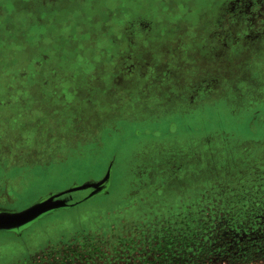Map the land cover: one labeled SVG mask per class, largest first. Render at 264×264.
<instances>
[{
  "label": "rangeland",
  "instance_id": "rangeland-1",
  "mask_svg": "<svg viewBox=\"0 0 264 264\" xmlns=\"http://www.w3.org/2000/svg\"><path fill=\"white\" fill-rule=\"evenodd\" d=\"M263 27L264 0H0V208L90 184L0 264H264L207 248L264 240Z\"/></svg>",
  "mask_w": 264,
  "mask_h": 264
},
{
  "label": "trees",
  "instance_id": "trees-1",
  "mask_svg": "<svg viewBox=\"0 0 264 264\" xmlns=\"http://www.w3.org/2000/svg\"><path fill=\"white\" fill-rule=\"evenodd\" d=\"M58 198L59 197H57V199ZM258 231H256V233H258ZM236 233H240L239 230H236ZM261 233H264V230H262ZM210 235L211 237L207 242L208 243L207 248L209 249L211 256L213 255L215 257L216 255L220 254V256L227 257V255H229L227 257L229 260H233V261L237 260V261H242V262L264 258V240L263 239L259 243L258 245L259 247H257V245H254V244H253L254 246H247V244H245L246 240H244L245 242L240 243L243 249L238 248L240 246L236 244V246H233L235 249L234 251L231 248L232 245H234V242H231V239L237 240V237L234 238L235 235L233 234V232H230L227 229H224V230L214 229V230H211ZM203 253H205V251Z\"/></svg>",
  "mask_w": 264,
  "mask_h": 264
},
{
  "label": "water",
  "instance_id": "water-1",
  "mask_svg": "<svg viewBox=\"0 0 264 264\" xmlns=\"http://www.w3.org/2000/svg\"><path fill=\"white\" fill-rule=\"evenodd\" d=\"M92 185H95V183L91 184V186ZM88 186H90V184L69 189L67 192L60 193L58 195L49 196V199H46L45 202L37 203L30 209L23 212L16 213L6 209H0V230H11L28 224L48 212L64 206L65 201L56 200L57 197H61L62 194L71 193L72 191L83 190Z\"/></svg>",
  "mask_w": 264,
  "mask_h": 264
},
{
  "label": "crops",
  "instance_id": "crops-1",
  "mask_svg": "<svg viewBox=\"0 0 264 264\" xmlns=\"http://www.w3.org/2000/svg\"><path fill=\"white\" fill-rule=\"evenodd\" d=\"M27 1H29V2H31V0H27ZM32 1H35V0H32ZM144 18L143 19H141V18H139V19H136V21H134L133 22V24L132 25H129V26H127V28H125V30H129V31H133L134 33H137V32H141V30H144V28H143V26H142V23H144ZM222 20V18H214V21H216V22H220ZM32 90H34V88L32 87ZM39 94V97L41 96V93H38ZM44 99L45 100H47L48 102L44 105L45 107L46 106H49V107H51V104H53V103H56V104H58V106H59V103H61V100L60 99H57V100H55V99H52V98H49V97H44ZM41 103H43V101H41ZM59 108V111H56V113H58V115H55L54 114V116H52V118L53 119H58L59 120V122H56V123H59V128H61V125H63V124H65L66 122H67V117L65 116V114L63 113L64 111H63V109H62V107L61 106H59L58 107ZM61 112V113H60ZM67 114V113H66ZM70 121H76V124L77 125H79V123H81L80 125H81V128H83V124H84V122H86V123H88L89 125L90 124H92V128H94V124H98V121L96 120V119H94V118H92V117H90V118H88V120L86 121L84 118H83V115H81V114H76V116L74 117V116H72L71 118H70ZM50 139H53V138H56V137H54V136H51V137H49ZM25 142V141H24ZM49 161H51L50 159H49Z\"/></svg>",
  "mask_w": 264,
  "mask_h": 264
},
{
  "label": "flooded vegetation",
  "instance_id": "flooded-vegetation-1",
  "mask_svg": "<svg viewBox=\"0 0 264 264\" xmlns=\"http://www.w3.org/2000/svg\"><path fill=\"white\" fill-rule=\"evenodd\" d=\"M24 1H25V0H22V2H24ZM31 1H32V0H31ZM58 1H59V0H43L44 4H47V3L58 4ZM28 2H29V1H28ZM59 4H60V3H59ZM31 13H33V14L35 15L36 12H35V10H34V11L31 10ZM263 30H264V27H263ZM260 32H262V30H260ZM263 120H264V117H263V119H261L260 122H259V123H260V127H261V126H264ZM89 194H90V193H89ZM71 198H72V197H68L67 199L72 200ZM0 209H2V208H0Z\"/></svg>",
  "mask_w": 264,
  "mask_h": 264
}]
</instances>
